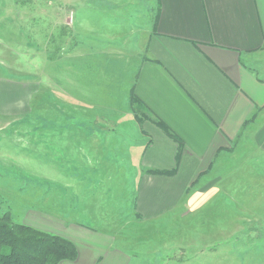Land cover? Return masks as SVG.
Listing matches in <instances>:
<instances>
[{"label": "crops", "instance_id": "1", "mask_svg": "<svg viewBox=\"0 0 264 264\" xmlns=\"http://www.w3.org/2000/svg\"><path fill=\"white\" fill-rule=\"evenodd\" d=\"M73 3L81 4L88 18L106 15L111 30L122 25L118 16H136L135 0ZM146 5V26L133 24L132 93L153 117L142 124L140 152L124 160L110 150L101 129L115 130L112 124L67 125L71 172L59 202L66 208L54 201L44 208L43 192L40 205L20 221L73 242L77 257L58 264H131L136 227L197 204L199 211L208 201L211 211L237 218L217 231L213 242H233L236 232L248 235V229L264 226V0H147ZM117 49L123 58L122 47ZM87 62L79 65L85 69ZM11 80L0 73L3 115L29 109L28 96L15 87L21 81ZM33 82L37 93L42 81ZM10 104L13 109H1ZM169 132L181 141L179 147ZM133 157L136 164L128 165ZM222 194L226 208L216 202ZM235 195L251 200L239 204Z\"/></svg>", "mask_w": 264, "mask_h": 264}, {"label": "rangeland", "instance_id": "2", "mask_svg": "<svg viewBox=\"0 0 264 264\" xmlns=\"http://www.w3.org/2000/svg\"><path fill=\"white\" fill-rule=\"evenodd\" d=\"M73 2L0 0V73L7 80L21 81L15 87L30 100L24 112L0 113V211L9 209L17 222L40 205L43 192L44 208L52 201L60 210L66 208L59 202L67 194V172H71L66 149L71 131L67 129L72 128L67 125L116 126L101 131L107 134L110 150L119 151L125 160L140 152L136 147L144 141L142 124L153 118L133 100L131 87L136 62L133 24L146 26L147 0H135V18L130 20L126 13L118 16L122 25L112 30L103 18L106 15L88 18L79 9L81 4ZM84 61L89 64L85 69L79 65ZM34 80L42 81L37 93ZM13 108L10 104L1 109ZM131 160L128 165L134 164V157ZM245 197L234 199L239 204L251 200ZM226 199L227 194H222L216 202L226 208ZM210 202L199 211L197 204L193 210L136 227L131 264H147L148 259L150 264H264V226L248 229V235L236 232L233 242H213L235 215L229 219L225 210L211 211Z\"/></svg>", "mask_w": 264, "mask_h": 264}, {"label": "trees", "instance_id": "3", "mask_svg": "<svg viewBox=\"0 0 264 264\" xmlns=\"http://www.w3.org/2000/svg\"><path fill=\"white\" fill-rule=\"evenodd\" d=\"M133 98L142 105L138 98ZM154 122L163 127L161 122ZM169 135L179 147L181 141L170 132ZM179 152L178 148V155ZM76 257V247L68 238L17 222L9 209L0 211V264H58Z\"/></svg>", "mask_w": 264, "mask_h": 264}]
</instances>
